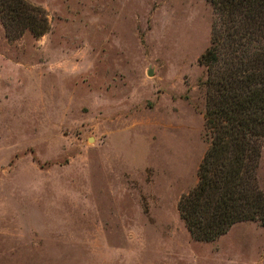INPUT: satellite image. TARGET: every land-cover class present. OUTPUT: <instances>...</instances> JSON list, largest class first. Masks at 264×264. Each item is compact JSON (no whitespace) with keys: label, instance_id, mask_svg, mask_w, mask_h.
<instances>
[{"label":"rangeland","instance_id":"rangeland-1","mask_svg":"<svg viewBox=\"0 0 264 264\" xmlns=\"http://www.w3.org/2000/svg\"><path fill=\"white\" fill-rule=\"evenodd\" d=\"M25 1L48 29L0 21V264H264L259 221L198 241L177 209L210 145L209 1Z\"/></svg>","mask_w":264,"mask_h":264},{"label":"trees","instance_id":"trees-1","mask_svg":"<svg viewBox=\"0 0 264 264\" xmlns=\"http://www.w3.org/2000/svg\"><path fill=\"white\" fill-rule=\"evenodd\" d=\"M215 13L206 69L204 127L210 145L198 183L177 204L190 235L212 241L245 220L264 225L256 168L264 143V0H208ZM0 21L14 34L48 29L45 10L0 0Z\"/></svg>","mask_w":264,"mask_h":264},{"label":"water","instance_id":"water-1","mask_svg":"<svg viewBox=\"0 0 264 264\" xmlns=\"http://www.w3.org/2000/svg\"><path fill=\"white\" fill-rule=\"evenodd\" d=\"M148 74L150 75L151 74V71H148Z\"/></svg>","mask_w":264,"mask_h":264}]
</instances>
